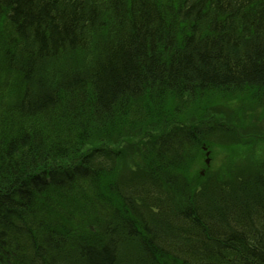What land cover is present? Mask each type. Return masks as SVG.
Returning a JSON list of instances; mask_svg holds the SVG:
<instances>
[{"label": "trees", "instance_id": "trees-1", "mask_svg": "<svg viewBox=\"0 0 264 264\" xmlns=\"http://www.w3.org/2000/svg\"><path fill=\"white\" fill-rule=\"evenodd\" d=\"M263 100L264 0H0V264H264Z\"/></svg>", "mask_w": 264, "mask_h": 264}, {"label": "rangeland", "instance_id": "rangeland-1", "mask_svg": "<svg viewBox=\"0 0 264 264\" xmlns=\"http://www.w3.org/2000/svg\"><path fill=\"white\" fill-rule=\"evenodd\" d=\"M218 104H219L218 107L221 110L224 109L225 105H227L228 107H231V108H235V106H233L231 104H227L223 101H219ZM247 120L256 125L258 134L262 136L261 138H258V139H255V137H253L255 143L260 144L259 149L257 150V153H256V156L260 157L261 155H264V148H263L264 147V100H263V103H261L260 107H258V109L255 110V112L250 113V116L247 118ZM223 122L226 124V122L224 120H223ZM242 126H243V124L242 125H239V124L236 125V128L239 132L238 141H240V142L242 140L251 141V140H246L243 137H241V133H242V131H244ZM239 146L240 145L237 146L238 147L237 152H239V153L244 152L245 148H243L241 146L239 147ZM212 147H213V150L210 153L211 161L209 164V168L211 169V171H216V170H219L220 165H222L225 162V153L219 147H215V146H212ZM254 149H255V146L252 147V150H254ZM248 156L250 157V159H253L251 152L248 153ZM206 157H209V156H206ZM201 169L202 168H199V170H201ZM243 169L244 168L241 165L239 167V170L242 171Z\"/></svg>", "mask_w": 264, "mask_h": 264}, {"label": "water", "instance_id": "water-1", "mask_svg": "<svg viewBox=\"0 0 264 264\" xmlns=\"http://www.w3.org/2000/svg\"><path fill=\"white\" fill-rule=\"evenodd\" d=\"M206 163H208V160H206Z\"/></svg>", "mask_w": 264, "mask_h": 264}]
</instances>
